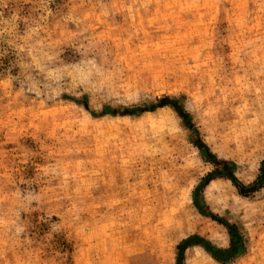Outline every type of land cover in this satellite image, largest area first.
<instances>
[{
    "label": "rangeland",
    "instance_id": "374dc122",
    "mask_svg": "<svg viewBox=\"0 0 264 264\" xmlns=\"http://www.w3.org/2000/svg\"><path fill=\"white\" fill-rule=\"evenodd\" d=\"M262 165L264 0H0V264H264Z\"/></svg>",
    "mask_w": 264,
    "mask_h": 264
},
{
    "label": "trees",
    "instance_id": "16d2710c",
    "mask_svg": "<svg viewBox=\"0 0 264 264\" xmlns=\"http://www.w3.org/2000/svg\"><path fill=\"white\" fill-rule=\"evenodd\" d=\"M163 103V102H161ZM264 167V165H262ZM229 179L232 181V178L229 177ZM230 235V246L227 250H216L213 248H209L205 246L204 244H201L205 248V250L211 255V257L219 262V263H227L230 262L234 256L237 253V242H239V238L237 234L233 231L232 227H227ZM191 244H200L198 242H195L194 238L187 239L183 241L178 247H177V254H176V264H182V251L187 248V246H190Z\"/></svg>",
    "mask_w": 264,
    "mask_h": 264
}]
</instances>
